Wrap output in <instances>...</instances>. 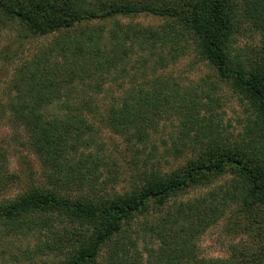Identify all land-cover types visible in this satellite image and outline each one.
Masks as SVG:
<instances>
[{
    "label": "trees",
    "instance_id": "obj_1",
    "mask_svg": "<svg viewBox=\"0 0 264 264\" xmlns=\"http://www.w3.org/2000/svg\"><path fill=\"white\" fill-rule=\"evenodd\" d=\"M140 14L163 22L119 20ZM13 27L21 33L15 58L25 42L52 36L13 66L0 96V125L25 130L46 182L31 167L22 192L0 198V258L264 264V50L243 54L237 45L243 31L264 34V0H0V34ZM189 49L245 104L237 134L160 73ZM170 111L181 117L179 144L193 155L169 170L145 165L128 189L108 191L101 174L112 162L103 145L93 148L96 121L138 151ZM7 160L0 143V196L19 178ZM189 188L201 193L178 199ZM231 210L257 243L234 244L226 259L204 256L199 238ZM29 237L35 245L22 246Z\"/></svg>",
    "mask_w": 264,
    "mask_h": 264
},
{
    "label": "rangeland",
    "instance_id": "obj_2",
    "mask_svg": "<svg viewBox=\"0 0 264 264\" xmlns=\"http://www.w3.org/2000/svg\"><path fill=\"white\" fill-rule=\"evenodd\" d=\"M119 20L125 23L145 26H157L163 22L162 18L151 14H140L127 18L119 17ZM107 25L110 26V23H107ZM20 34L19 27L5 29L0 34L1 97L5 95L8 89L13 74V66L19 63L21 59L32 57L39 48L45 47L52 38V36H45L25 42L19 51L18 57L15 58L13 53L21 43ZM237 42L238 49L243 54L253 55L258 50H264V34H252L251 32L243 31ZM160 71L169 80L179 83L183 91L189 96L196 95L201 98L204 103V113L210 115V109L212 108V116L223 130L230 134H237L242 128L246 114L245 104L228 84L224 82L218 83L213 69L201 61L194 50L189 49L186 54L180 56L177 62L172 63L165 69L161 68ZM137 75L139 74H136L137 81L142 80ZM208 85L213 86L212 90L209 91V97L205 92H202ZM113 91L116 94L121 92L115 85ZM103 102L104 99L100 103L103 104ZM164 116L156 131L152 133L153 140L151 143L146 147L141 146L138 151L136 148L129 146L124 135L122 136L120 133L109 129L102 122L96 121V144L93 145V148L103 145L105 153L112 162V165L105 168V171L101 174V180L106 182L108 191L122 192L128 189L134 181V176H136L138 170L145 165H148V168L153 165H160L161 168L169 170L183 163L187 156L193 155L192 151L179 144L180 115L170 111ZM27 140V133L23 128L15 126L7 119L3 120L0 125V143L7 149V166L10 173L19 175L20 179H13L14 181L9 183V189L3 192L0 198H12L21 193L25 183L29 180L28 173L31 167L36 180L46 182L40 159L33 149L26 145V143L28 144ZM177 147L183 148L182 151H176ZM199 193H201V190L189 188L178 199L187 200ZM236 213L234 210L231 213H227L217 224L211 226L201 235L199 245L204 256L226 259L230 256L231 248L234 244L248 243L254 246L257 243L255 232H250L246 229V221L242 217L240 219V216L236 215ZM22 243L24 247L28 245L34 246L36 240L34 237H29L24 239ZM5 257L9 258V261L0 258V264H53L52 259L49 257L40 258L36 256L33 261L25 259L23 261H12L9 255Z\"/></svg>",
    "mask_w": 264,
    "mask_h": 264
}]
</instances>
